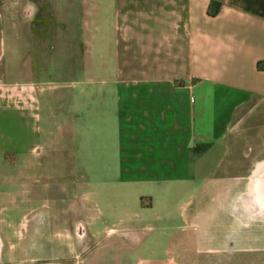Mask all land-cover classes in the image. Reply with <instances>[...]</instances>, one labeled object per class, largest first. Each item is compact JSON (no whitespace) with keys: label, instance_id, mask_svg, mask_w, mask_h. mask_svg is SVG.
<instances>
[{"label":"crops","instance_id":"0c3cea01","mask_svg":"<svg viewBox=\"0 0 264 264\" xmlns=\"http://www.w3.org/2000/svg\"><path fill=\"white\" fill-rule=\"evenodd\" d=\"M119 5L102 38L113 63L99 69L97 35L82 20L74 36L67 25L36 36L34 4L0 0V169L62 167L54 185L72 192L76 214L105 223L114 264H190L195 244L182 240L200 205L264 220L242 214L237 191L205 195L210 183L241 189L243 172L261 176L264 158L251 146L244 159L242 146L264 139V0ZM209 245L235 254L202 264H264V247Z\"/></svg>","mask_w":264,"mask_h":264},{"label":"rangeland","instance_id":"374dc122","mask_svg":"<svg viewBox=\"0 0 264 264\" xmlns=\"http://www.w3.org/2000/svg\"><path fill=\"white\" fill-rule=\"evenodd\" d=\"M28 1L34 4L35 10H39L36 14V36L64 35L63 25H67L68 33L74 36L75 25L82 20L97 35L99 59L95 63L101 65L99 69L107 61L113 63L109 60L112 58L102 38L111 36L110 28L116 21V9L122 0ZM54 46L57 51L59 45ZM250 147L253 157L260 153L258 158H264L263 138L244 141V159ZM212 172L213 176L219 174L218 170ZM249 174L243 172L241 189H235L234 183H210L211 188H207L205 195L217 198L237 191L236 195L242 197L239 200L242 203L237 206L242 209L244 216L250 211L260 213L264 211V195L260 192L264 189V166L257 173L261 176L248 178ZM64 175L60 166L45 172L41 166L28 172L21 168L0 169L3 182L0 183V237L5 245L4 251L0 253V264H114V238L107 236L109 229H105V223L91 219L85 213L76 214V201L72 192H65L54 185ZM253 184L259 187L254 194L251 189ZM252 195L254 204L251 202ZM212 202L200 205L190 223L191 235L182 242L194 243L195 251L188 253V256L184 253V259H189L190 264H202L205 259L230 258L231 254H235L228 252L224 256V253L206 252L213 242L228 248L234 244L264 247V220L234 219V211L228 210L229 205L217 204V200ZM17 230L24 233L18 235ZM98 231L101 233L98 234ZM10 243L17 246L10 249ZM259 255L264 259V252ZM134 259L131 253L124 260L132 262Z\"/></svg>","mask_w":264,"mask_h":264},{"label":"trees","instance_id":"16d2710c","mask_svg":"<svg viewBox=\"0 0 264 264\" xmlns=\"http://www.w3.org/2000/svg\"><path fill=\"white\" fill-rule=\"evenodd\" d=\"M210 14H211L212 16H214V15L216 14V11H212V10H210Z\"/></svg>","mask_w":264,"mask_h":264}]
</instances>
